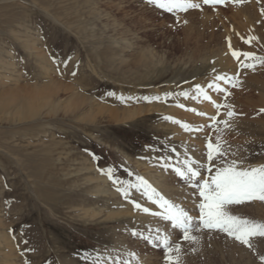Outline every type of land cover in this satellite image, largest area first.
I'll return each instance as SVG.
<instances>
[{
    "label": "rangeland",
    "instance_id": "1",
    "mask_svg": "<svg viewBox=\"0 0 264 264\" xmlns=\"http://www.w3.org/2000/svg\"><path fill=\"white\" fill-rule=\"evenodd\" d=\"M193 2L201 8L168 12L148 0H0V264H165L162 248L133 232L170 234L181 244L180 264H259L251 250L223 233L195 232L198 240L190 243L161 218L158 226L111 214L122 205L134 207L132 201L161 211L137 199L150 202L152 194L137 177L158 166L174 188L189 186L175 169L188 156L205 162L209 137L214 144L219 137L227 159L243 161L242 167L264 164V45L257 37L264 32V0ZM229 42L257 57L247 61L254 69L241 67L244 61L233 58ZM145 51L153 63L141 67ZM238 71V87L218 82L227 97L208 89L215 75ZM196 85L217 98L219 115L209 101L214 115L230 127L210 128L214 115L198 114L190 101L203 102ZM75 95L78 107L71 102ZM223 105L237 115L229 119ZM135 108L144 112L132 121L108 118ZM188 148L189 155L181 151ZM97 185L113 197L95 194ZM178 191L156 190L175 204ZM187 196L198 200L194 192ZM193 207L185 210L198 215ZM233 207L234 214L264 223V202ZM92 212L98 215L91 218ZM121 237L135 257L112 249ZM262 240L253 238L258 252H264Z\"/></svg>",
    "mask_w": 264,
    "mask_h": 264
},
{
    "label": "snow or ice",
    "instance_id": "2",
    "mask_svg": "<svg viewBox=\"0 0 264 264\" xmlns=\"http://www.w3.org/2000/svg\"><path fill=\"white\" fill-rule=\"evenodd\" d=\"M244 0H232L233 4H241ZM148 3L154 4L161 9L168 12L182 11L187 12L190 9H200L201 4L195 3L193 0H148ZM226 0H202L203 5H218L225 4ZM264 14V9H261ZM257 37H249L245 42L251 43ZM229 49L231 55L238 62L243 59L242 68L249 69L255 68V64L248 63V60H255L257 57L251 52H240L232 49L229 42ZM264 64V59L260 60ZM218 82H224L231 87H238L240 84V72L235 75L229 76L226 74H218L214 76L211 83L208 84V89H215L217 92H223L225 97L230 95L227 88L220 87ZM196 92L198 96H202L205 101H211L217 109L222 105L216 104L212 96L208 94L202 86L196 85ZM167 95V94H166ZM185 97L188 96L187 92L182 93ZM145 99H148L147 97ZM159 99V97H155ZM183 107V105H181ZM228 108L226 115L229 119L237 115L230 105H223ZM195 111V110H193ZM260 113H264V108H261ZM199 115L206 116L204 112L198 113ZM217 115L208 117L212 124L210 128H216L219 124H224L230 127L228 120H218ZM181 126L186 130L189 128L187 123H182ZM201 131V128L195 129ZM175 151V150H173ZM206 161L200 162L199 160L187 157L184 160L183 168H176V174L190 187L194 189V193L199 200L196 205L198 208V215H190L184 207L166 199L164 196L158 194L155 189H152L143 178L137 177L140 185L144 187L145 191H151L152 195L148 197L154 204H158L162 211L151 212L148 207H142L141 204L132 201L134 207L141 209L144 213L157 216L164 221L170 223L173 230H178L181 239L190 243H195L198 240L195 232H202L204 230L215 231L223 233L226 238L232 239L233 242L246 246L258 257L259 264H264V252H258L253 244V238H264V223L242 218L240 215L234 214L233 206H241L253 201L264 202V164L255 167H242L243 161L235 159H227L228 150L221 146L220 138L217 137L215 144L212 138L209 137L206 143ZM234 155V154H233ZM103 171V170H102ZM206 172L207 175L203 173ZM106 175L112 178V172L109 170ZM115 182V181H114ZM137 187L136 185L129 184L128 189ZM128 189L120 188L125 197L129 196ZM157 233L160 229L157 228ZM133 236H140V238L150 242L154 247L162 248L165 264H180V253L182 251L179 242H173L170 234L156 235L155 237L149 235L144 236L142 233L133 232ZM15 238V237H14ZM27 245L28 241H23ZM264 246V240L261 241ZM19 247V245H18ZM31 251V249H27ZM175 253V255H173ZM25 254V250H21V255ZM135 257V253H130ZM27 264V262H26ZM130 264V262H125Z\"/></svg>",
    "mask_w": 264,
    "mask_h": 264
},
{
    "label": "bare ground",
    "instance_id": "3",
    "mask_svg": "<svg viewBox=\"0 0 264 264\" xmlns=\"http://www.w3.org/2000/svg\"><path fill=\"white\" fill-rule=\"evenodd\" d=\"M202 1V0H201ZM210 6V5H209ZM257 37L259 38V40L263 43V45H264V32H262V33H257ZM146 52V53H145ZM145 52H143L142 54H141V58H140V60L137 62L138 63V65L140 64V66L142 67V66H147L148 64H152L153 63V61L151 60L152 59V56L150 55V53H149V51H145ZM146 54V55H145ZM223 54V53H222ZM190 56V55H189ZM148 59V60H145V61H143L142 59ZM264 59V58H263ZM199 60V59H198ZM230 64V63H229ZM229 67H230V65H229ZM242 67V66H241ZM230 69H231V67H230ZM235 69L233 68V71H234ZM204 86V85H203ZM263 91H264V84H263ZM53 92V91H52ZM38 93V92H37ZM51 93V91L50 92H48V94H50ZM210 94V93H209ZM212 96V98H213V100L214 101H216L217 100V98L214 96V95H211ZM75 97V98H74ZM74 97H72L71 98V102L75 105V107H78L79 106V104H81V101H80V98H78V96H74ZM77 97V98H76ZM128 97L127 96H124L123 98H122V100H124V101H128ZM186 99V98H185ZM191 101V103L192 104H194L195 106H197V108H198V110L199 111H201V112H204V113H206L207 115H214L215 114V108L213 109V105H211L210 104V102L209 101H205L204 99L202 100L201 99V101H203L202 102V104L200 103V102H195L196 100H194L193 101V99L192 100H190ZM218 101V100H217ZM191 103H190V105H191ZM124 110V109H123ZM143 109H141V108H135V109H129V110H125L124 111V113H122V117L120 118L118 115H117V113H114V112H112L110 115H109V120L110 121H112V122H117V121H119V120H122V121H127V120H131L132 121V119H136L137 117H139V115H142L143 114ZM203 119V118H202ZM200 120H201V118H200ZM90 121H93V119L92 120H90ZM202 123V122H201ZM207 124V123H206ZM203 125V124H202ZM175 129H176V127H175ZM178 135H179V133H175L174 135H173V138H178ZM189 140V139H188ZM191 141V140H190ZM192 143V142H191ZM190 145V143L188 144V146ZM192 145V144H191ZM199 145V144H198ZM197 145V146H198ZM182 146H184V145H182ZM185 146L186 147H188L187 145H186V143H185ZM185 148V147H184ZM191 150H193V149H191ZM189 148L187 149V150H185V151H183V150H181L182 152H184V153H187L188 152V155H189V152L191 151ZM201 150V149H200ZM192 154V153H191ZM182 155V154H181ZM185 155V154H184ZM183 156V155H182ZM187 156V155H186ZM184 157V156H183ZM188 157H190V156H188ZM198 160V159H197ZM142 165H144V164H142ZM144 169V168H143ZM150 169H152V171L153 172H151V170ZM141 176V178H143V180L144 181H146L147 182V184L148 185H150L151 186V188L152 189H155V190H157L158 192H160L161 194H164V195H168V194H170V193H172V191H178L176 188H178L179 189V193H180V197H179V200H177L176 201V203L177 204H179V206H181V207H187V205H189V206H192V205H194V207L199 203V201L198 200H194L193 199V201H190L189 200V197L187 196V195H190L191 193H193L194 192V190L192 189V187H190V186H177L176 188H174L173 186H172V184H170L169 182H168V180H167V177L165 176V173L163 172V170L162 169H160L158 166H152L151 168L149 167V166H147L146 167V170L143 172V174L142 175H140ZM94 178V177H93ZM105 178V177H104ZM87 180L88 181H90V182H95V180H97L98 182H101V177H96L94 180L91 178L90 179V177H88L87 178ZM103 184V183H102ZM101 185V184H100ZM143 186H141V188H142ZM140 189V188H139ZM107 189L105 188V187H102V186H99V185H97L96 187H94V191H95V194H104V193H106V195H108V197L110 196L111 198L113 197V193H110V192H108L109 191V189L106 191ZM137 192V189H134V188H131V194L132 195H135V194H137L136 193ZM151 192V191H150ZM165 192V193H164ZM152 195V194H151ZM170 196V195H169ZM135 197V196H134ZM136 197H138L137 199H139L140 201H143V203H145V205H148L149 207L151 206V207H155V208H157L156 207V205H153L152 203H151V201L150 202H148V201H146V200H143L142 198H141V196H138V195H136ZM113 200V199H112ZM171 200H173V199H170V201ZM191 200H192V198H191ZM117 202V201H116ZM172 202V201H171ZM113 204V203H112ZM194 207L193 208H191V209H194ZM122 211L121 212H115V213H112L111 212V214H112V216H115V215H117V214H123V216H127V217H135L136 218V216L138 217V219L137 220H139V221H141L142 223H146V224H148V225H158L159 226V221H160V218L159 217H156V216H153V215H151V214H149V215H151V216H144V217H142L140 214H139V212H134L133 211V208L134 207H132V206H130L129 207V205H127V206H120L119 207ZM154 209V208H153ZM160 209V208H159ZM195 209H197V208H195ZM162 211V210H161ZM192 212H193V210H191ZM109 212V211H108ZM98 215V213H96V212H92V214L90 215V217L91 218H94L95 216H97ZM193 215V214H192ZM111 216V215H110ZM135 223V222H134ZM169 226H170V223L168 222L167 223ZM115 243L113 244V246H112V249L114 250V251H117V253H119L120 252V254L122 253L123 255H127L128 257H129V254L131 253L130 251H129V241L127 240V239H125L124 237H121V238H117V239H115ZM133 245V244H132ZM136 245V244H135ZM121 254V255H122ZM145 257V256H144ZM144 257L142 258V257H138L143 263H145L146 261H145V259H144ZM102 258V257H101ZM100 258V259H101ZM104 258V257H103ZM131 258V257H130ZM99 259V258H98ZM102 261V260H101ZM105 262V261H104ZM99 263H101V262H99ZM98 263V264H99ZM106 264V263H105Z\"/></svg>",
    "mask_w": 264,
    "mask_h": 264
}]
</instances>
